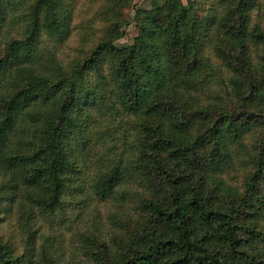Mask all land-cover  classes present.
I'll use <instances>...</instances> for the list:
<instances>
[{"label": "trees", "instance_id": "1", "mask_svg": "<svg viewBox=\"0 0 264 264\" xmlns=\"http://www.w3.org/2000/svg\"><path fill=\"white\" fill-rule=\"evenodd\" d=\"M131 2L0 0V212L16 204L27 237L20 253L0 242V264H56L50 237L35 252V210L62 208L89 107L137 132L94 195L124 174L141 190L123 236L80 234L89 264H264V0H152L127 21ZM72 29L96 39L72 57L45 48Z\"/></svg>", "mask_w": 264, "mask_h": 264}, {"label": "rangeland", "instance_id": "2", "mask_svg": "<svg viewBox=\"0 0 264 264\" xmlns=\"http://www.w3.org/2000/svg\"><path fill=\"white\" fill-rule=\"evenodd\" d=\"M151 1L132 0L131 5L123 11L125 19L130 21L137 7L148 8ZM181 1L187 5L195 0ZM80 2L81 0H78V3ZM88 35L91 39H88L87 44H83L80 42V36L72 29L64 43L50 44L49 40L46 41L45 48L56 47L53 53L57 58L62 55L72 57L78 54L81 48L85 49L94 42L95 32L91 31ZM136 35L137 30L131 23L120 43H131ZM92 83L90 81L89 84ZM88 110L91 120H88V115L82 116L79 129L74 131V136L67 142V149L74 154L75 166L74 171L70 173L62 208L52 215L35 210L36 221L33 228L38 230L34 238L35 252L38 251L43 237H50L48 250L56 264H59V231L62 233V263L89 264L80 248V234L95 233L107 244L114 238L123 236L125 227L121 224L125 219L135 216L136 196L133 193L141 192L137 178L133 179L124 174L113 196L102 200L94 195L93 186L98 183L101 173L110 169L117 159L121 158V161L126 162L130 157L129 144L135 140L137 132L134 117L122 113L104 115V112H98L97 108L92 107ZM1 208L0 242L13 243L20 253L27 237L20 228L18 207L16 204L9 207L8 204V207L3 205Z\"/></svg>", "mask_w": 264, "mask_h": 264}]
</instances>
